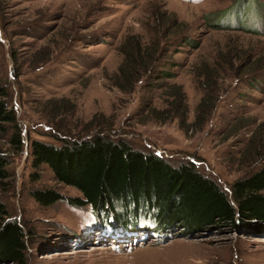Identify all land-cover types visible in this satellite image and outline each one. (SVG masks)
<instances>
[{
  "label": "rangeland",
  "instance_id": "374dc122",
  "mask_svg": "<svg viewBox=\"0 0 264 264\" xmlns=\"http://www.w3.org/2000/svg\"><path fill=\"white\" fill-rule=\"evenodd\" d=\"M132 36L149 47L159 39L162 52L152 74L119 84ZM1 88L23 149L10 154L0 200L25 231L27 264H264V224L109 236L90 206H42L33 191L81 194L30 154L34 140L59 146L100 135L192 163L230 194L264 165V0H0ZM179 89L185 117L168 108ZM12 134H0L1 151Z\"/></svg>",
  "mask_w": 264,
  "mask_h": 264
},
{
  "label": "trees",
  "instance_id": "16d2710c",
  "mask_svg": "<svg viewBox=\"0 0 264 264\" xmlns=\"http://www.w3.org/2000/svg\"><path fill=\"white\" fill-rule=\"evenodd\" d=\"M228 12L218 16L221 25ZM182 25L175 22L179 29ZM128 39V48L121 52L118 81L120 84L126 78L133 85L138 79L135 76L140 80L156 70L163 43L158 39L155 47H149L139 36ZM163 73L162 78L171 77L168 72ZM171 94L173 100L168 102V108L181 106L185 117L184 93L179 89ZM9 129L13 133L9 141L11 148L0 150V184L12 177L7 168L10 154L23 149L8 94L1 88L0 134ZM30 154L36 167L48 166L59 183L81 194L77 198H63L52 190H35L33 199L42 206L61 200L72 207L90 206L102 227H108L107 231L99 232L109 236L150 232L160 237L178 225L235 226L238 220L251 225L264 224V165L234 182L229 194L192 163L172 165L155 154L136 150L125 141L100 135L85 140L64 139L59 146L34 140L30 143ZM142 219L150 224H141ZM26 242L25 231L16 220L8 219L6 205L0 200V263L27 264Z\"/></svg>",
  "mask_w": 264,
  "mask_h": 264
},
{
  "label": "bare ground",
  "instance_id": "6f19581e",
  "mask_svg": "<svg viewBox=\"0 0 264 264\" xmlns=\"http://www.w3.org/2000/svg\"><path fill=\"white\" fill-rule=\"evenodd\" d=\"M126 236V235H125Z\"/></svg>",
  "mask_w": 264,
  "mask_h": 264
}]
</instances>
